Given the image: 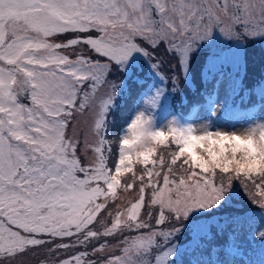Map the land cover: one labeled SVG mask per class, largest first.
Segmentation results:
<instances>
[{"label": "snow or ice", "instance_id": "6c2138e0", "mask_svg": "<svg viewBox=\"0 0 264 264\" xmlns=\"http://www.w3.org/2000/svg\"><path fill=\"white\" fill-rule=\"evenodd\" d=\"M250 44H264V0H0V264L43 250L41 264H237L236 228L257 209L247 235L264 256V120L240 109H264V75L242 74ZM205 50L193 103L207 122L158 126ZM125 93L136 106L113 139ZM88 112L85 163L73 124Z\"/></svg>", "mask_w": 264, "mask_h": 264}, {"label": "rangeland", "instance_id": "374dc122", "mask_svg": "<svg viewBox=\"0 0 264 264\" xmlns=\"http://www.w3.org/2000/svg\"><path fill=\"white\" fill-rule=\"evenodd\" d=\"M216 43L218 47L222 49H227L229 47L230 42L223 41V39L217 34L216 36ZM207 55V50L201 53L200 56H197L192 64V77L193 80L187 81V87H185V82L183 79H179L178 83L179 86L184 89V93H177L175 97H169V107L167 110L158 109L156 111V122L157 125H163L167 119L171 118V114H175L177 118L182 119L184 122H193L196 124H204L207 122L205 113L198 108V106H192V112L190 114L186 113V109H182V106H186L187 103L193 102V98L197 95V88L199 85L196 83V78H198L201 69V63L203 59ZM245 62L246 72H242V74L246 75L247 82H251L257 79L259 76L264 75V44H250L247 46L246 51L242 50L239 54ZM157 61L159 62V71L163 77H166V83L171 88L172 78L178 77L179 73L175 70V61L171 59L170 56L165 54L163 48L158 50L157 53ZM141 66L137 69L138 73L141 76H149L151 73V68L148 66V62L144 60L143 57L140 58L138 62ZM226 73H234L233 65L230 61H226ZM149 79H152L149 76ZM202 83V80H201ZM163 86V85H161ZM203 89H201L202 91ZM119 95V93H118ZM251 98H249L250 100ZM249 100L247 102H249ZM236 102L239 103V97L236 98ZM136 106L135 101L129 97L127 93L119 100V108L115 110V115L109 117V120L112 124L110 130L111 138L115 139L116 134L121 126H126L128 119H130L129 115H131V110ZM247 106L243 108V105L240 104L241 111L250 112L251 116L256 120H264V109L259 108L257 105L254 106ZM197 110V112H195ZM195 114V115H194ZM194 115V116H193ZM92 113H84L77 116L76 121H74L73 127L76 129L77 134L80 136L81 142V156L84 159V162L87 163V156H85V149L83 147L85 143V139L91 140L92 137L89 135V125L91 121ZM247 117H245L246 119ZM242 123L240 119H233L228 121H216L218 126L229 127L232 124H239ZM115 147V145H114ZM243 196L242 190L235 196L236 201H240L241 197ZM133 197L130 196L128 193H123L120 196V202H127L129 199ZM246 200V198H245ZM231 207L237 209L245 208V203L237 202L230 205ZM247 207H252L251 205H247ZM196 217H201L200 219L194 221L196 224H204V223H212V219L205 220L204 217L206 214L203 213H195ZM261 213L259 210L255 211H248L245 213L244 216L240 218L241 223L236 228V243L238 245L239 255L235 256L234 259L237 261V264H261V261L264 260V256L261 255L260 247L258 244L253 243V238L247 235L248 228H247V217H254L256 223L259 222ZM213 219L219 220L221 219L220 216H216ZM191 226V225H190ZM119 245L118 242L113 245L109 251H116ZM47 255L46 250L37 251L33 253H29L27 256L22 258V264H41V261Z\"/></svg>", "mask_w": 264, "mask_h": 264}, {"label": "trees", "instance_id": "16d2710c", "mask_svg": "<svg viewBox=\"0 0 264 264\" xmlns=\"http://www.w3.org/2000/svg\"><path fill=\"white\" fill-rule=\"evenodd\" d=\"M193 105H194L193 102L187 103L186 106H182V109H186V108H187L186 113H189V111L192 110V106H193ZM242 105H243V108H245V107H247V106H250V105L254 106V105H257V104H256V100H255V98H254V97H251V99L249 100V102L244 103V104H242ZM252 106H251V107H252ZM134 107H135V106H134ZM198 108H199V107H198ZM129 117H131V115H129Z\"/></svg>", "mask_w": 264, "mask_h": 264}]
</instances>
